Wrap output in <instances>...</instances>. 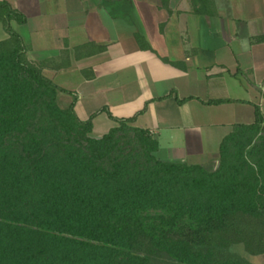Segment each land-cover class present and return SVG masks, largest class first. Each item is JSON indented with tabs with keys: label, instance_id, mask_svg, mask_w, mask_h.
Segmentation results:
<instances>
[{
	"label": "trees",
	"instance_id": "16d2710c",
	"mask_svg": "<svg viewBox=\"0 0 264 264\" xmlns=\"http://www.w3.org/2000/svg\"><path fill=\"white\" fill-rule=\"evenodd\" d=\"M13 20L27 18L0 1V264H253L234 244L264 254L260 107L207 162L163 161L135 116L95 136L74 101L62 107L68 91L28 59Z\"/></svg>",
	"mask_w": 264,
	"mask_h": 264
},
{
	"label": "crops",
	"instance_id": "0c3cea01",
	"mask_svg": "<svg viewBox=\"0 0 264 264\" xmlns=\"http://www.w3.org/2000/svg\"><path fill=\"white\" fill-rule=\"evenodd\" d=\"M5 1L27 18L11 26L28 59L95 136L135 116L159 159L201 164L264 115V0Z\"/></svg>",
	"mask_w": 264,
	"mask_h": 264
},
{
	"label": "rangeland",
	"instance_id": "374dc122",
	"mask_svg": "<svg viewBox=\"0 0 264 264\" xmlns=\"http://www.w3.org/2000/svg\"><path fill=\"white\" fill-rule=\"evenodd\" d=\"M0 24H1V22H0ZM59 103L62 107H67L70 104V100L68 98L64 97L63 94L61 93L59 95ZM94 133L97 134V133H99V131L97 130ZM255 142H259L258 139H256ZM227 251L230 253L238 254L253 264H264V254H262V255H251L246 251L245 246L243 244H234L231 247H229Z\"/></svg>",
	"mask_w": 264,
	"mask_h": 264
}]
</instances>
